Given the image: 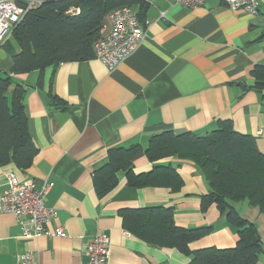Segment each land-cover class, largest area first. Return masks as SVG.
Listing matches in <instances>:
<instances>
[{"label":"crops","instance_id":"1","mask_svg":"<svg viewBox=\"0 0 264 264\" xmlns=\"http://www.w3.org/2000/svg\"><path fill=\"white\" fill-rule=\"evenodd\" d=\"M143 1V19L153 21L114 69L92 57L14 76L23 86L37 153L26 169L0 164V194L8 173L23 183L48 182L44 202L57 211L48 229L61 226L63 236L22 238L13 214L0 212V264H13L25 251H32L38 264H86L87 242L97 231L110 237L106 264H188L190 257L178 249L152 246L123 228L120 209L152 205L172 207L177 226L214 227L189 243L192 250L233 247L238 241L214 203L201 209V195L210 188L193 161L175 156L156 161L170 163L181 176L174 190L133 187L123 170L116 172L112 190L99 196L95 189V173L107 164L111 148H144L165 130L206 134L229 120L264 153V88L254 86L252 75L255 65H264V0H258L255 14L231 10L223 0L193 8L174 0ZM3 43L0 73L12 64V51ZM153 164L140 153L132 171L147 172ZM235 209L256 226L263 251L254 264H264V212L247 201Z\"/></svg>","mask_w":264,"mask_h":264},{"label":"trees","instance_id":"2","mask_svg":"<svg viewBox=\"0 0 264 264\" xmlns=\"http://www.w3.org/2000/svg\"><path fill=\"white\" fill-rule=\"evenodd\" d=\"M120 6L137 7V17L143 20L146 9L143 0H42L13 28L3 43L12 51L10 71L0 73L1 165L12 163L26 169L37 153L25 113L23 86L14 76L95 57L93 44L102 36L107 14ZM252 75L256 80L254 86L264 88V65H255ZM108 153L107 164L94 177L99 196L117 185L119 170L125 171L127 183L133 187L165 186L174 190L181 186V176L170 163L156 161L168 156L190 160L200 168L210 188L201 195V209L206 210L214 203L239 239L233 247L192 250L189 243L214 227L177 226L173 208L161 205L120 209L125 230L152 246L178 249L190 257L188 264L257 262L263 251L257 228L240 216L234 205L247 200L264 212V153L257 148L254 137L235 131L231 122L224 120L206 134H176L165 130L152 135L144 148L135 144L129 148H111ZM140 153L154 164L149 171L135 174L132 160Z\"/></svg>","mask_w":264,"mask_h":264},{"label":"built area","instance_id":"3","mask_svg":"<svg viewBox=\"0 0 264 264\" xmlns=\"http://www.w3.org/2000/svg\"><path fill=\"white\" fill-rule=\"evenodd\" d=\"M176 3L193 8L207 0H174ZM231 10H245L251 14L257 12L258 0H223ZM42 0H0V41H5L13 28L32 8ZM108 27L93 44L95 58L109 69H114L126 59L136 45L145 36L147 27L153 19L139 21L136 12L129 6H120L107 14ZM7 188L0 194V212L11 213L21 229L22 238L32 239L41 234L63 236V229L58 226L54 231L48 224L56 218L57 211L44 202L48 183L36 185L23 183L14 173L6 175ZM89 264H106L110 253V238L105 232L97 231L87 242ZM96 254L93 256L92 254ZM102 258V259H101ZM13 264H38L33 252L27 251L18 256Z\"/></svg>","mask_w":264,"mask_h":264},{"label":"rangeland","instance_id":"4","mask_svg":"<svg viewBox=\"0 0 264 264\" xmlns=\"http://www.w3.org/2000/svg\"><path fill=\"white\" fill-rule=\"evenodd\" d=\"M24 16H25V15H24ZM23 18H24V17H23ZM21 21H22V20H21ZM21 21H20V22H21ZM139 21H142V20H139ZM20 22H19V23H20ZM19 23H18V24H19ZM105 23H106L105 26L108 27V21L105 22ZM0 42H1V41H0ZM3 42H4V41H3ZM9 43H10L13 47H14V46L16 47L15 43L13 42V40H12L11 38H10V40H9ZM15 47H14V50H15ZM124 60H125V59H124ZM124 60H123V61H124ZM121 62H122V61H121ZM121 62H120V63H121ZM168 157H170V156H168ZM165 158H166V157H165ZM161 159H162V158H161ZM15 176H16V175H15ZM5 179H6V176H5ZM20 182H21V181H20ZM6 183H7V179H6ZM44 183H48V182H44ZM42 184H43V183H42ZM40 185H41V184H40ZM156 187H157V186H156ZM159 187H162V186H159ZM6 188H7V187H6ZM6 188H5V189H6ZM5 189H4V190H5ZM47 191H48V189H47ZM2 192H3V191H2ZM243 201H247V200H243ZM239 202H240V201H239ZM247 202H248V201H247ZM236 203H238V202H236ZM236 203H235V204H236ZM248 203H249V202H248ZM235 204H234V205H235ZM53 209H54V208H53ZM217 209H218V208H217ZM60 227H61V226H60ZM61 228H62V227H61ZM106 234H107V233H106ZM107 236L109 237L108 234H107ZM109 238H110V237H109ZM238 239H239V237H238ZM110 246H111V242H110ZM86 250H87V248H86ZM25 252H27V251H25ZM25 252H24V253H25ZM31 252H32V251H31ZM22 254H23V253H22ZM91 254H92V253H91ZM87 255H88V254H87ZM92 255L95 256V255H97V253H96V254H92ZM109 256H110V253H109ZM108 258H109V257H108ZM101 259H102V258H101ZM107 260H108V259H107ZM89 262H90V261H87L86 264H89Z\"/></svg>","mask_w":264,"mask_h":264},{"label":"water","instance_id":"5","mask_svg":"<svg viewBox=\"0 0 264 264\" xmlns=\"http://www.w3.org/2000/svg\"><path fill=\"white\" fill-rule=\"evenodd\" d=\"M24 88H26V87H24ZM257 239V238H256Z\"/></svg>","mask_w":264,"mask_h":264}]
</instances>
